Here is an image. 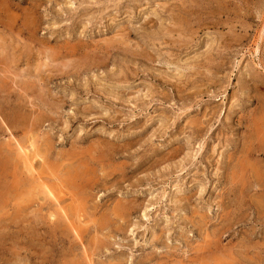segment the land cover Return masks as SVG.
<instances>
[{
  "label": "rangeland",
  "instance_id": "obj_1",
  "mask_svg": "<svg viewBox=\"0 0 264 264\" xmlns=\"http://www.w3.org/2000/svg\"><path fill=\"white\" fill-rule=\"evenodd\" d=\"M0 35V264H264V0H0Z\"/></svg>",
  "mask_w": 264,
  "mask_h": 264
},
{
  "label": "bare ground",
  "instance_id": "obj_2",
  "mask_svg": "<svg viewBox=\"0 0 264 264\" xmlns=\"http://www.w3.org/2000/svg\"><path fill=\"white\" fill-rule=\"evenodd\" d=\"M4 2H5V1H4ZM262 2H263V1H262ZM35 11H36V9H35ZM31 12H32V11H31ZM29 20H30V19H29ZM30 24H31V23H30ZM28 25H29V24H28ZM29 28H30V27H29ZM31 31H32V30H31ZM0 36H1V35H0ZM3 42H4V41H3ZM48 60H49V59H48ZM46 61H47V60H46ZM252 120H253V119H252ZM261 120H262V119H261ZM263 120H264V118H263ZM263 120H262V122H263ZM243 121H244V120H243ZM257 121H258V120H257ZM247 122H248V121H247ZM254 122H255V121H254ZM252 123H253V122H252ZM254 124H256L255 126H257V124H258V126H259V124H260V125H261V124L263 125L264 123H260V122L257 123V122H256V123H254ZM251 125H252V124H251ZM262 125H261V126H262ZM258 126H257V127H258ZM261 126H260V128H261ZM247 127H248V126H247ZM257 127H255V128H257ZM263 127H264V125H263ZM249 128H250V127H249ZM260 128L257 130V131L260 130L258 136H259V138H260L262 141H264V129H260ZM253 130H254V129H253ZM251 131H252V129H251ZM254 131H255V130H254ZM257 131H255L256 134H257ZM9 132H10V131H9ZM253 133H254V132H253ZM253 133L251 132L252 136L255 134V133H254V134H253ZM11 134H12V133H11ZM249 134H250V133H249ZM249 134H248V135H249ZM252 136L250 135V137H252ZM27 137H28V136H27ZM254 137H255V136H253L252 138H254ZM256 138H257V137H255V139H256ZM260 139H259V142L261 143L262 141H260ZM252 141H254V140L252 139ZM252 143H253V142H252ZM254 143L256 144L257 142H254ZM260 143H259V144H260ZM262 143H263V142H262ZM109 144H110V143H109ZM259 144H257V145H259ZM97 145L99 146L100 144H97ZM102 145H103V143H102ZM105 145H106V144H105ZM250 145H251V144H250ZM250 145H248V146H250ZM254 146H255V145L253 144V147H254ZM261 146H262V145H261ZM1 147H2V146H1ZM34 147H35V146H34ZM99 147H100V146H99ZM106 147H107V146H106ZM250 147H252V146H250ZM257 147H258V146H257ZM246 148H247V146H246ZM254 148H256V147H254ZM254 148H253V149H254ZM1 149H2V148H1ZM23 149H25V148H22V151H23ZM33 149H34V148H33ZM98 149H99V148H97V150H98ZM101 149H103L102 146H101ZM101 149H99V151H100ZM111 149H112V148H111ZM244 149H245V148H244ZM256 149H257V148H256ZM256 149H255V150H256ZM258 149H259V148H258ZM108 150H109V149H108ZM242 150H243V149H242ZM251 150H252V149H251ZM22 151H21V152H22ZM259 151H260V153H264V143H263V146L260 147V150H259ZM0 152H1V151H0ZM10 152H11V151H10ZM36 152H37V150H36ZM242 152H243V151H242ZM2 153H4V152H1V154H2ZM5 153H6V152H5ZM244 153H245V152H244ZM251 153H254V151H252ZM257 154H258V153H257ZM17 155H18V153H17ZM20 155H21V153H20ZM32 155H34V154L32 153ZM93 155H94V154H93ZM244 155H245V154H244ZM258 155H259V154H258ZM258 155H257V156H258ZM263 155H264V154H263ZM0 156H1V155H0ZM5 156H6V155H5ZM35 156H36V155H35ZM37 156H38V155H37ZM230 156H231V155H230ZM18 157H19V155H18ZM259 157H260V155H259ZM37 158H39V157H37ZM45 158H46V157H45ZM1 159L3 160L2 157H1ZM4 159H5V158H4ZM6 159H7L8 161L13 160L12 157H10V156H9L8 158H6ZM6 159H5V160H6ZM14 159H16V158H14ZM30 159H32V157H31ZM33 159H34V158H33ZM33 159H32V160H33ZM35 159H36V158H35ZM44 160H45V159H44ZM80 160H81V159H80ZM82 160H83V159H82ZM14 161H15V160H13V162H14ZM26 161H27V163H29V165H30L31 167L33 166V163L30 162L28 155H27V159H26ZM241 161H243V160H241ZM244 161H245V160H244ZM244 161H243V163H244L243 166L246 165ZM13 162H12V163H13ZM3 163H4V162H3ZM9 163L12 164L11 162H9ZM27 163H26V165H27ZM31 163H32V165H31ZM1 164H2V163H1ZM14 164H15V163H14ZM76 164H77V162H76ZM180 164H181V163H180ZM255 164H256V163H255ZM16 165H17V164H16ZM74 165H75V164H74ZM7 166H8V165H7ZM83 166H85V165H83ZM240 166H241V165H240ZM258 166H259V165H258ZM261 166H263V165H261ZM16 167H17V166H16ZM73 167H74V166H73ZM78 167H80V166H78ZM0 168H1V167H0ZM17 168H18V167H17ZM17 168H16V169H17ZM76 168H77V167H76ZM76 168H75V169H76ZM243 168L246 169V166L243 167ZM13 169H15V168H13ZM73 169H74V168H73ZM76 170H77V169H76ZM80 170H82V169L80 168ZM236 170H238V169H236ZM254 170H255V169H254ZM258 170H259V167H258ZM262 170H263V169H262ZM68 171H69V170H68ZM257 172H258L259 185H261V188H262V187H264V175H263L264 172H263V173H262V172H259V171H257ZM2 173H3V172H2ZM14 173H15V172H14ZM86 173H87V170H86ZM233 173H234V172H233ZM236 173H237V172H236ZM236 173H235V174H236ZM3 174H4V173H3ZM6 174H7V173H6ZM11 174H12V173H11ZM66 174H68V172H67ZM66 174H65V175H66ZM239 174H240V173H239ZM8 175H9V174H8ZM71 175H72V174H71ZM75 175H76V174H75ZM87 175H88V174H87ZM230 175H231V174H230ZM244 176H245V175H244ZM254 176H255V174H254ZM256 176H257V174H256ZM68 177H70V175H69ZM234 177H236V176H234ZM237 177H238V176H237ZM239 177H240V176H239ZM2 178H3V177H2ZM75 178H76V177H75ZM75 178H74V179H75ZM0 179H1V178H0ZM4 179H6V178H4ZM22 179H23V178H22ZM72 179H73V178H72ZM86 179H88V178H86ZM239 179H240V178H239ZM9 180H10V179H9ZM11 180H14V179H11ZM35 180H36V179H35ZM232 180H233V179H232ZM235 180H236V179H235ZM68 181H69V180H68ZM72 181H73V180H72ZM87 181H88V180H87ZM242 181H243V179H242ZM256 181H257V180H255V182H256ZM77 183H78V182H77ZM81 183H82V182H81ZM231 183H232V182H231ZM240 183H241V182H240ZM78 184H79V183H78ZM85 184H87V183H85ZM241 184H242V183H241ZM257 184H258V182H257ZM1 185H2V184H1ZM80 185H81V184H80ZM2 186H3V185H2ZM10 186H11V185H10ZM68 186H69V185H68ZM77 186H78V185H77ZM244 186H245V185H244ZM74 187H75V186H74ZM85 187H86V186H85ZM258 187H259V186H258ZM72 188H73V187H72ZM75 188H76V187H75ZM78 188H81V187H78ZM261 188H260V189H261ZM8 189H10V188H8ZM20 189H21V188H20ZM26 189H27V188H26ZM246 189H247V188H246ZM2 191H3V190H2ZM4 191H5V190H4ZM263 191H264V190H262V192H263ZM0 193H1V192H0ZM2 193H3V192H2ZM25 193H26V192H25ZM31 193H32V192H31ZM60 193L62 194V191H60ZM63 194H64V193H63ZM63 194H62V195H63ZM70 194H72V193H70ZM73 194H75V193H73ZM1 195H3V194H1ZM15 195H16V194H15ZM20 195H21V194H20ZM51 195L55 198V200H56L57 203H58V201H59V197L56 196L55 194H52V193H51ZM263 195H264V194H263ZM263 195H262L261 197H263ZM10 196H11V195H10ZM17 196H18V195H17ZM64 196H66V194H65ZM77 196H78V195H77ZM31 197H32V196H31ZM72 197H73V195H72ZM243 197H244V196H243ZM17 198H18V197H17ZM6 200H7V199H6ZM6 200H4V201H6ZM27 200H28V199H27ZM71 200H72V199H71ZM75 200H76V199H75ZM243 200H244V199H243ZM79 201H80V200H78V202H79ZM26 202H27V201H26ZM28 202H29V201H28ZM31 202H32V201H31ZM73 202H74V201H73ZM76 202H77V200H76ZM76 202H75V203H76ZM249 202H250V201H249ZM4 203H5V202H4ZM4 203H3V205H5ZM79 204H80V203H79ZM240 204H241V203H240ZM246 204H247V202H246ZM3 205H2V206H3ZM76 206H77V205H76ZM76 206H75V207H76ZM0 208H1V206H0ZM5 208H6V207H5ZM8 208H9V207H8ZM8 208H7V209H8ZM59 208H60V207H59ZM1 209H2V208H1ZM15 209H16V208H15ZM20 209H21V208H20ZM260 209H261V213H264V202H262V205L260 206ZM19 211H20V210H19ZM262 211H263V212H262ZM58 212H60V210H59ZM258 213H259V212H258ZM20 214H21V213H20ZM2 215H3V214H2ZM2 215H1V216H2ZM26 217H27V216H26ZM82 219H83V218H82ZM4 220H5V219H4ZM145 221H146V220H145ZM79 222H80V221H79ZM225 226H226V225H225ZM1 227H2V226H1ZM61 229H62V228H61ZM81 229H82V228H81ZM57 230H58V229H57ZM69 230H70V229H69ZM55 231H56V230H55ZM76 233H77V232H76ZM78 233H79V232H78ZM223 235H224V234H223ZM78 237H79V236H78ZM219 240H220V239H219ZM221 240H222V239H221ZM96 242H97V241H96ZM210 244H211V243H210ZM211 245H212V244H211ZM92 246H93V245H92ZM212 250H213V249H212ZM106 252H107V251H106ZM205 252H206V251H205ZM231 254H232V253H231ZM260 255H261V254H260ZM204 256H205V255H204ZM196 257H197V256H196ZM200 257H201V256H200ZM212 257H213V256H212ZM222 257H223V256H222ZM90 258H91V257H90ZM193 258H194V257H193ZM193 258H192V259H193ZM201 258H202V257H201ZM201 258L197 259V261H199V260L201 261ZM205 258H206V257H205ZM219 258H220V257H219ZM225 258H226V257H225ZM88 259H89V258H88ZM202 259H203V258H202ZM189 260H190V259H189ZM204 260H205V259H204ZM207 260H208V259H207ZM207 260H206V261H207ZM89 261H90V263H89ZM89 261H87L89 264H94V262H92L91 259H89ZM187 261H188V260H187ZM193 261H194V260H193ZM200 261H199V262H200ZM201 263H202V261H201ZM189 264H190V263H189ZM194 264H196V261L194 262ZM197 264H198V263H197ZM210 264H211V263H210ZM226 264H227V262H226Z\"/></svg>",
  "mask_w": 264,
  "mask_h": 264
}]
</instances>
